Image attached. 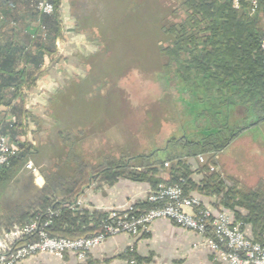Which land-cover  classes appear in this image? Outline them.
Here are the masks:
<instances>
[{"label": "crops", "instance_id": "obj_1", "mask_svg": "<svg viewBox=\"0 0 264 264\" xmlns=\"http://www.w3.org/2000/svg\"><path fill=\"white\" fill-rule=\"evenodd\" d=\"M37 2L38 0H0V42L13 40L19 47L25 46V42H28L30 36L37 30L39 20L36 15ZM81 3L83 4L82 0H60L59 12L69 38L67 55L83 51L80 48L83 36L91 35L89 30L81 29L80 21L91 19ZM259 17V26L264 31V14L260 12ZM59 74L57 69L50 70L38 80L37 86L28 94L26 108L34 121L25 119V112L12 113L15 104V100L9 101L12 94L7 93L4 102H0V134L8 135L11 145L19 147L27 141L33 145L34 139L41 145V140L47 138L51 128H56L62 140L64 132L70 131L71 142L73 140L77 142L73 146L70 145L72 155L56 156L52 162L36 160L40 153V145H37V153L30 161L38 168V173L35 174L25 166L16 177H25V182L32 184L25 194V203L43 188L52 172L59 177L64 175L65 169L61 166L60 172L57 171L58 160L62 165L69 164L74 168L81 164H105L111 160L120 162L127 154L125 149H120L121 146L112 153L100 152L96 159L93 155H88L87 151L84 153V141L88 140L90 133L95 129L103 127L104 123L94 125L91 129L77 123L79 113H76L75 105L80 102L82 111L88 108L87 102L91 100L89 95L82 92V83L85 81L60 79ZM66 80H76L81 84L82 90L78 93V99H70L71 121L68 128L64 129L58 115L53 113L54 107L51 103H55L58 93H54L65 86ZM166 89L172 92L173 102L181 104L180 112L177 108L174 110L177 116V132L181 134L178 136L177 132L174 133L163 147H153L150 151L139 154H149L150 163L169 162L167 169L170 166H179L189 175L191 196L199 198L203 207L214 217L224 211L233 222H237V211L246 215L247 210L240 207L235 209L225 207L213 188L204 189L205 178L208 176L204 164L210 161V165L215 166L217 173L232 184L236 191H250L264 184V120L255 119L252 103L238 102L229 108L227 106L223 108L219 101L226 97L220 92L219 94L214 92L211 99L204 96L202 99H194L193 92L177 79H167ZM229 95L230 99H235L233 91ZM31 104L33 107L29 108ZM22 106L25 109V100ZM119 116L118 110L117 117ZM16 121L21 125L13 126ZM223 136L229 139L224 146L221 142ZM213 144L215 147L218 146L217 150ZM85 147L87 150V146ZM202 153L206 158L204 162L199 159ZM135 171L142 173L144 170L137 163ZM162 173L161 171V175ZM263 190L264 188L261 189ZM149 191L150 182L141 178H120L113 184L99 180L84 188L78 199L82 203L81 210L101 214L113 209H125L139 201H145ZM244 230L247 236L254 240L251 224L246 223ZM131 249L137 264H226L207 246L205 235L186 229L170 219H158L151 224L148 232H141L138 235L123 233L109 237L103 244L92 249L84 260H79L74 253L68 252L62 258L49 254L33 255L18 264H130L127 252Z\"/></svg>", "mask_w": 264, "mask_h": 264}, {"label": "trees", "instance_id": "obj_2", "mask_svg": "<svg viewBox=\"0 0 264 264\" xmlns=\"http://www.w3.org/2000/svg\"><path fill=\"white\" fill-rule=\"evenodd\" d=\"M233 1H183L182 7L187 14L182 16L178 25H169L167 30L170 41L162 49L166 57L162 78L165 84L167 79H177L180 84L183 82L193 92L194 99H202V96L211 99L214 92H220L226 97L219 101L223 108L238 102L252 103L255 119L264 120V51L261 48L264 31L259 26V14H264V0L254 11L250 0H238V7L233 6ZM56 4L58 10L52 15H40L37 12V30L24 47H19L13 40L0 42V102H4L7 93L12 94L9 100H15L12 113L25 112V119L33 120V117L22 106L27 96L24 90L36 86L46 57L52 55L55 49V39L62 36L60 0H56ZM174 14L177 15V12ZM43 32L48 38H42ZM232 91L235 99H230L229 93ZM18 124L21 125L16 121L13 126ZM63 135L64 141L71 140L70 131ZM228 141L224 136L221 137L222 146ZM67 148L69 154L66 156L72 155L70 147ZM19 149L18 154L0 168V236H6L16 224L22 227L33 221H37L41 229L49 221V226L44 229L50 237L80 238L95 235L100 231L101 221L109 213H89L73 210L70 206L84 188L99 180L113 184L120 178H141L150 182L151 190H156L160 185L178 184L185 195H190L191 180L179 166L167 169L165 164L169 166V162L150 163L149 154L127 153L120 162L111 160L105 164H81L74 168L68 164L70 170L65 168L66 164L64 168L67 172L64 170L63 176H56L52 172L43 188L31 199L6 209L1 204V190L17 177L37 153L36 146L28 141L20 144ZM214 149L217 150L218 146ZM203 153L201 155L205 158ZM137 163L143 168L142 173L135 171ZM210 164V161L204 164L208 175L204 189L213 188L225 207L247 210L246 215L237 211V222H241L243 228L246 223L251 224L254 241L264 245V190L261 191L264 184L254 190L236 191L216 170H210ZM152 207L153 204L147 200L134 204V208L140 212ZM50 210L55 212L51 217ZM37 239L36 232L17 240V243ZM127 254L130 260L135 259L133 249Z\"/></svg>", "mask_w": 264, "mask_h": 264}, {"label": "rangeland", "instance_id": "obj_3", "mask_svg": "<svg viewBox=\"0 0 264 264\" xmlns=\"http://www.w3.org/2000/svg\"><path fill=\"white\" fill-rule=\"evenodd\" d=\"M82 1L83 9H87L91 17L80 21L81 29L89 30L91 34L83 36L80 47L83 51L67 55L69 38L62 20V36L55 39V49L52 55L46 57L39 79L50 70L57 69L60 79H84V91L76 80H66L65 86L54 93H58V97L55 103H51L53 113L58 115L66 129L71 121L70 99H78L81 90L89 95L88 108L80 111L79 102L75 109L79 113L77 123L80 126L91 129L104 123L84 141V148L87 146L84 153L87 151L95 159L100 152L112 153L120 146L121 150L125 149L132 155L146 153L153 147H163L166 140L177 132L175 111L176 108L181 111V104L173 102L172 92L167 91L162 78L166 63L162 49L170 41L169 25H178L182 16L187 14L182 7L185 0ZM42 38H48L45 32ZM31 91L26 89L24 93L28 96ZM180 134L177 132L178 136ZM5 136L9 140L8 135ZM34 142L36 147L40 145L36 139ZM74 143L77 142L60 139L56 128H51L47 138L41 140L36 160L52 162L56 156H66L69 154L67 147ZM58 162L56 166L60 172L64 164L60 160ZM65 168L70 170L68 164ZM31 187V183L25 182V177L12 180L1 190L2 207L11 209L24 203L27 189ZM16 227L20 225H14L12 230Z\"/></svg>", "mask_w": 264, "mask_h": 264}, {"label": "built area", "instance_id": "obj_4", "mask_svg": "<svg viewBox=\"0 0 264 264\" xmlns=\"http://www.w3.org/2000/svg\"><path fill=\"white\" fill-rule=\"evenodd\" d=\"M263 0H250L252 11ZM239 1L234 0V7ZM36 10L40 15H52L58 8L56 0H38ZM264 51V39L261 43ZM19 147L11 145L5 135L0 134V168L18 154ZM204 162V156H199ZM168 166V163L165 164ZM26 168L38 173V168L32 161H28ZM215 171V166H210ZM153 207L139 211L130 205L125 209H113L99 225L100 231L93 236L80 238L50 237L44 227L49 226L47 221L43 228L37 221L22 227H16L6 236L0 238V264H18L26 258L49 254L62 258L71 252L79 260H84L92 249L100 246L109 237L127 233L138 235L148 232L152 223L158 219H170L178 225L206 236V244L214 250L218 257L226 264H264V245L249 238L241 222H233L229 215L222 211L217 216L203 207L199 198L185 195L181 185H160L156 190L149 191L146 199ZM73 210H81L79 199L70 206ZM54 211L50 210L49 216ZM38 233V239L33 242L18 244L17 240ZM130 264H137L135 259Z\"/></svg>", "mask_w": 264, "mask_h": 264}]
</instances>
